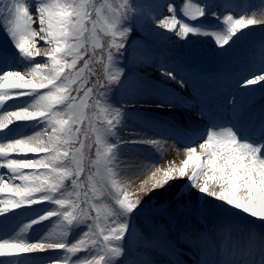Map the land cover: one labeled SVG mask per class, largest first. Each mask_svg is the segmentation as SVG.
Here are the masks:
<instances>
[{
    "label": "snow or ice",
    "instance_id": "6c2138e0",
    "mask_svg": "<svg viewBox=\"0 0 264 264\" xmlns=\"http://www.w3.org/2000/svg\"><path fill=\"white\" fill-rule=\"evenodd\" d=\"M166 7L171 15L153 18L164 35L172 33L182 40L190 35H212L220 50L231 47L234 38L251 26H264V0L251 15L213 11L223 26L222 31L213 32L181 21L172 3L166 2ZM90 8L100 16V8L88 0H4L0 7L4 21L0 27L25 62L23 72L15 70L6 61L7 54L0 51V264H136L128 259L133 245H158L162 252L171 251L175 245L167 238L165 225L158 227L154 238L144 236L141 242L135 221L148 203L143 197L181 179L196 190L195 195L218 201L221 214L244 216L264 234V119L258 125L243 123L250 87L258 86L264 93V64L249 75L208 87L183 74L178 78L176 69L157 64L163 68L165 81H174L180 88L191 86L200 105L199 115L207 121L205 130L186 138L179 163L170 161L165 167L152 161L121 168L125 149L161 145L146 134L124 135L132 110L148 98L141 87L129 85L141 79L135 65L152 63L136 55L137 49H147L149 44L130 39L141 26L133 0L109 5L105 30L112 39L105 63L104 56L97 58L96 46L91 52L87 47L88 25L93 34L97 26ZM181 11L191 20L205 15V8L191 0ZM129 49L132 55L126 56ZM94 62L103 65L102 73L94 72ZM156 105L175 107L173 93H166ZM87 108L93 110L91 116ZM85 120L96 133L92 162L96 172L89 173L88 180L101 170L106 174L107 183L98 182L100 186L93 185L92 191L110 198V205L91 202L86 195L82 199L79 191L88 138V130L81 128ZM21 122L31 123L32 130L20 134L17 126ZM92 147L87 145L89 151ZM42 204L54 207L32 218L16 211ZM52 218H56L55 226L33 238L35 226L51 223ZM196 264H264V240L239 255H226L209 242Z\"/></svg>",
    "mask_w": 264,
    "mask_h": 264
},
{
    "label": "rangeland",
    "instance_id": "374dc122",
    "mask_svg": "<svg viewBox=\"0 0 264 264\" xmlns=\"http://www.w3.org/2000/svg\"><path fill=\"white\" fill-rule=\"evenodd\" d=\"M30 2L33 0H29ZM94 1L96 0H88L89 4L93 5ZM154 2V4L160 5L161 10L167 11V7L165 4H163V0L159 3L158 0H133V3L136 6L137 9V15L139 17V20L141 22V26H137L132 36L130 37L131 40H136L138 43L147 41L149 44V47L147 49H137L136 55L137 56H144L149 58L152 61V53L149 49H151L152 45H154L155 40L158 39H165L164 38V32L163 29H157L153 31L151 29L153 24V20L150 18L152 15H143L142 11L145 6L150 4L151 2ZM235 1V0H234ZM98 4H94L95 8H100V16L97 17L95 15V9L90 8V11L92 10L93 17L97 20V26L95 29V34H93L91 24L88 25L89 31L85 34L87 37V47L89 51H93L94 48L97 58L100 56L105 57V63H106V50L108 47V44L110 43L112 37L109 32L105 30V23L108 20L110 13L108 12V6H117L121 3V0H97ZM191 2L194 5L203 6L205 8V15L203 17H199L196 20L188 19L187 16L184 15V13L181 11L182 6L187 3V0H177V1H171L169 3H172L175 7V15L184 23L189 24L192 27L200 28L202 31L206 32H213V31H222L223 26L222 24L212 16L213 11H217L220 13V15H223L228 12L227 10L218 11L217 9L210 8L211 6L207 3H201L198 0H191ZM245 5L243 7H240L234 11L236 15L242 14L243 11L244 14L251 15L252 11L257 10V8L260 5V0H244ZM152 4V3H151ZM248 5V7H247ZM4 6V0H0V7ZM249 8V9H248ZM233 12V11H232ZM233 12V13H234ZM234 13V14H235ZM169 15H171L169 13ZM4 21L0 19V24H3ZM36 27V25H33ZM137 33V35H136ZM139 33V34H138ZM166 34V33H165ZM175 41L172 42L175 47H173L174 50L179 52L182 56L185 58L192 60L195 64L198 65V70L200 69L202 72L200 76L204 79V76H207L206 80H196V83H198L202 87H208L211 83L216 82L219 83L222 80L230 79L233 77H230V74L233 75L235 71H239L240 69L238 66L233 64V55H237L235 58L236 60L243 59L245 62H247V65L245 66L244 75L251 74L252 71H255L258 69L262 64H264V47L260 45L259 40H264V26L257 25V26H251L249 29H246L243 31L242 35H239L238 38H234V43H232L231 47H227L224 50H220L217 48L215 40L212 35H190L187 39L182 40L179 37L175 36ZM264 42V41H263ZM0 45H4L7 48L14 47V44L8 34L4 31L3 27H0ZM244 51V52H243ZM126 56L132 55V50L129 49L128 53L125 54ZM43 60V59H40ZM242 61V62H243ZM92 69L95 73L100 74L103 72V65L98 62H94L91 65ZM135 71L139 74H143L144 77H151L148 73L152 69H156L154 67L153 63H145V64H139L135 65ZM140 67H144L142 70H140ZM15 70H18L19 67H13ZM21 71V70H20ZM24 70H22L23 72ZM217 78L214 80L209 81L211 78ZM91 79H95V76L91 77ZM160 80V79H159ZM186 94L192 99L194 97V93H192V88H188L186 91ZM249 93L255 94L256 96L253 97V99H248V101L245 103L244 106V118L249 117L248 115V108H255L256 104L258 102L264 103V94L261 93L258 89V86H251L249 89ZM83 96V93L80 94ZM88 104H92V100H88ZM180 106V105H179ZM182 108L185 109L184 105H182ZM193 108V112L197 113L199 111L200 105L197 101ZM86 114L91 116L92 115V109L87 108ZM181 112V110H180ZM186 111L182 110V112L179 114V116H182L181 119L184 120V117L186 116ZM256 118V117H255ZM93 125H95V117H93ZM128 128L125 130L127 134L129 135L131 133L132 125L131 121L128 119ZM259 121H256L254 125H258ZM27 127H32L31 123ZM82 129L88 130V138L84 141L85 143V149H84V155H85V171L81 175L80 179L83 182V187L79 189L81 192L82 199L86 197L91 201L95 203L100 204H111L110 198H106L105 196H101L98 192L94 193L92 191V186L95 185L97 187L100 186L98 182L103 181L104 183H107V176L106 174L101 170V173L99 176H93L92 181L90 182L88 180L89 173H95L96 167L92 163L96 157H95V137L96 133L92 130V128L89 127V121L85 120L83 124L81 125ZM258 136V134H257ZM83 138V137H82ZM93 145L92 150L89 151L87 148V145ZM179 144L174 138V135L172 133H165L163 135V149H161L159 152L161 156V163L160 166H168L170 161H175L176 163H179V161L182 159L177 155V149ZM77 148L80 147V145H76ZM178 193H182V195H177ZM196 190L191 189L187 187V181L186 179H181L179 181L172 182L170 187H167L166 189H162L157 191L156 193L152 194L151 197H143L145 201L148 203L145 206L144 214L139 216L136 221V230H137V239L142 242V238L144 236H151L154 233H157L158 225L156 223L160 220V217L156 214L158 213H172V216H170V221H175V224H171L170 226L175 228H181L184 229V223H186V219L190 218V214L186 213H180L177 214L176 211H186L190 210L193 211V213L199 209H205V213L209 214L211 218H216V220L220 221L218 223H221L222 226L227 230V226L230 229H235L244 231L245 229L251 230L253 227L251 223L244 217L240 215H224L221 214L219 209L216 207L217 204H219L218 201H214L211 197H202L198 193L195 195ZM48 206H52L50 204H46ZM34 207H38L40 205H33ZM83 206V205H82ZM17 211V210H16ZM27 218H32V215L28 211H24V209L19 210L17 212ZM180 217L176 218V215ZM92 215H95V211L92 212ZM149 221L150 224L146 223L145 219ZM104 221L103 218H101V226H103ZM183 224V225H182ZM226 225V226H225ZM246 225V226H245ZM154 232V233H153ZM35 233H32L33 237ZM134 246V245H133ZM83 255V254H81Z\"/></svg>",
    "mask_w": 264,
    "mask_h": 264
},
{
    "label": "bare ground",
    "instance_id": "6f19581e",
    "mask_svg": "<svg viewBox=\"0 0 264 264\" xmlns=\"http://www.w3.org/2000/svg\"><path fill=\"white\" fill-rule=\"evenodd\" d=\"M198 1H200L201 3L211 4L214 0H198ZM237 1L239 2L240 0H237ZM32 2L33 1H31L30 3ZM95 3L96 5L98 4L97 0L94 1L93 5ZM244 5H245V2L241 0L238 8H240L241 6L243 7ZM214 8H217V7L214 6ZM142 13L143 15H146V16H148L149 14L152 15V17H150L152 20L153 18L157 20L160 18L163 19L164 18L163 15H169L167 11L161 10L160 5L154 4V2H152V4L150 3L147 6H145ZM151 25H152L151 29L153 31L158 29L155 27L154 23ZM164 38L165 40H167L168 43H170V45L175 47L174 44H172V42L175 41V37L172 33H166ZM39 46L40 45L38 44V47ZM160 49H163V48L160 47ZM149 50L151 53L152 52L155 53L153 50L151 49ZM154 56L155 55L153 54V58ZM36 59L39 61L40 59H44V58L37 57ZM17 65L19 67L18 70H21V71L25 70L24 68L25 62L23 58L22 59L18 58L14 63H10L11 67H17ZM143 68L144 67H140V70H142ZM148 74L154 78L158 76L157 78L160 79L159 82L154 83L153 81L148 80L146 78L147 76L144 77L143 75L139 74L141 76V79L139 81H133L129 85L131 88H137L139 86L148 94V98L140 101V104L137 105V108L132 110L133 115L129 117V120L131 121V125H132L131 133L137 131V129H140V131L138 132L142 134H146L147 138H152V139L161 141V145L159 147H154L152 145H140L136 148L125 149V152L120 156V160H121L120 167L121 168H125L128 166H135L137 164H150L152 161H159L156 164V166H160L162 159L159 154L160 153L159 151L163 149V135L165 133H172L173 135L177 136L176 141L179 144L178 149H177V155L183 158V155H182L183 150H184L183 145L186 142V138L190 137L187 135L188 131L186 129H192L193 131L195 128H197L196 129L197 131H194V132L196 133L203 132V129H200V127L203 128L202 125L205 119L201 116L197 117V114L193 112V108H192L197 103L196 97L194 96L192 97V99H190L189 96L185 95L184 93H181L182 88L180 89L179 85L176 84L174 81H165L162 77L161 72L155 73L154 71H152V72H149ZM166 93H173L174 103L176 106L170 109L169 108H158L156 104L161 102V100L163 99L164 95H166ZM255 96L256 95L254 93L249 95L246 98V101L248 99H253V97ZM182 105H184L186 109L185 110L186 116L184 117V120L186 121L184 122H183V119H181L182 116H179V114L182 112ZM144 124H147L151 126L152 128H145L143 126ZM23 125H25V123L21 122L18 126H23ZM31 130H32V127L28 129H24V127L18 128V132L20 134H27ZM184 132H186V135L184 134ZM124 135L125 137L129 136L126 131ZM122 178L123 176H117V179H122ZM51 208L52 206L50 207L46 204H42L38 207L32 206L31 208H26L24 209V211H28L32 215V217H35V216L43 214L44 212H46L47 210ZM18 210H22V209H18ZM55 221H56V218H52L51 223L49 221H44L42 222V225L35 226L36 230L38 229L39 230L38 232L40 233L35 234V237L33 238H37L39 235L46 233L47 230L54 227ZM201 223L204 224V226H207V230H209L210 232H213L215 230V226L212 223L210 225L208 222L206 221L204 222V220H202ZM194 224L197 227L200 226L198 221H196ZM187 230H189L188 234L191 236V238L197 232V230L194 232L192 227L187 228ZM186 233L187 231H183L179 234V236L185 238L184 234ZM216 238L221 243H224L226 241L225 238L219 236V234L217 235ZM261 240L262 238H259V239H254V240L246 242L243 246H241V248L243 249L242 251L255 249L258 246L259 241ZM196 244H197L196 241L191 240L190 245L197 247L198 245ZM179 251H182L185 254L186 256L185 261L177 260L174 257V255L171 254L170 251L162 252L158 245L156 246L145 245L140 248H137L134 245L130 248L128 259L136 261V264H143L144 261H149V262L155 261V264H180V262H183V264H195L194 262L189 261L190 256H189L188 250L181 247ZM32 264H39V262L34 261L32 262Z\"/></svg>",
    "mask_w": 264,
    "mask_h": 264
}]
</instances>
